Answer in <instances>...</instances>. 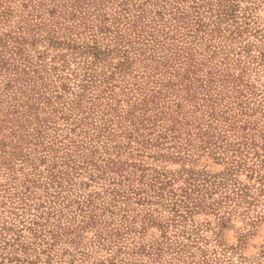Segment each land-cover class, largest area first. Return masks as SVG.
I'll return each instance as SVG.
<instances>
[{
  "label": "rangeland",
  "instance_id": "374dc122",
  "mask_svg": "<svg viewBox=\"0 0 264 264\" xmlns=\"http://www.w3.org/2000/svg\"><path fill=\"white\" fill-rule=\"evenodd\" d=\"M196 1L0 0V264H264V194L172 205L264 146V0Z\"/></svg>",
  "mask_w": 264,
  "mask_h": 264
},
{
  "label": "trees",
  "instance_id": "16d2710c",
  "mask_svg": "<svg viewBox=\"0 0 264 264\" xmlns=\"http://www.w3.org/2000/svg\"><path fill=\"white\" fill-rule=\"evenodd\" d=\"M164 1V0H162ZM166 1V0H165ZM183 1V0H182ZM126 2V1H125ZM124 2V3H125ZM178 2V1H177ZM177 2L174 4L172 2H169V5H172V13H188L185 10L181 9V7H179V5L177 4ZM205 0H200V1H196L193 10L190 13H202L199 8L201 6H203L205 4ZM133 6V5H132ZM134 10H137L136 13H146V9L143 8L142 4H136L134 5ZM164 4L161 5V8H164ZM212 8L211 11H213L214 13H222V15L219 17V19H221L222 17H227L228 13H234V6L233 3L230 0H219L215 6V8ZM123 13H126L128 10V6L126 5L124 8H122ZM159 12V11H158ZM179 16H183V15H179ZM193 20L195 22L196 25L198 26H202L201 20L198 18V15L195 14V16L193 17ZM219 33H221L220 30H218ZM222 35V34H221ZM15 49H17V51H15L16 53L18 51H22V42H18L15 41ZM58 43H60L61 41H57ZM87 50H89L90 52L94 53L95 57H98V53L94 52V49L96 48L95 45H87ZM127 56H125L123 58L122 61L118 62L116 66L119 67V69H122L123 65H124V60H126ZM192 60H190V58L187 61V66L185 68L186 72H190V69H192L190 67L189 64H191ZM10 64L7 63L6 61H3L2 59H0V68L4 67L5 69L10 68ZM186 85H188V82L185 81V83L183 84V87H185ZM239 92H241V90H239ZM14 99L16 98V96L13 97ZM144 104L147 102V100H143ZM179 103H177L176 105H178ZM17 105V104H16ZM27 110L30 111V108L32 107V105L27 104ZM134 106V105H133ZM136 107V105L134 106ZM144 110H147L144 109ZM13 113L16 111V108L13 107L11 110ZM142 114H145V111L142 112ZM213 114L212 112H209V115ZM128 116H130V120L132 121V124H134V128L138 127L137 122L135 121L138 114H135L133 112H130L128 114ZM142 120H146V121H150L149 115H145V117H142ZM175 120V121H174ZM145 123V122H142ZM178 123L176 121L175 117H172V124H170L169 127H166V129L170 130V131H176L177 127H178ZM199 125H194V127H198ZM18 127L20 130L24 131V127L23 124H18ZM15 133V132H14ZM187 133V132H186ZM198 133V132H197ZM189 134V133H188ZM199 136H205L208 137L209 135V130H200L199 131ZM166 132H161L159 133V137H166ZM176 134L173 133L172 137L176 138ZM147 143L150 141L149 136L146 138ZM189 144V143H187ZM245 144V148L243 146H236L234 147L233 145V151H234V156L233 158H230L229 160L226 161L227 167L225 168V170L222 173V176L217 179V180H213L210 181L208 179H204L201 180V178H199L197 176V174L193 171H189L187 170V175L185 177H183L184 180V185L180 187V191L182 195V198H177L174 199V201H172V205L173 207H176L177 205L184 204V203H191V205H189V203L187 205H183V206H187L186 210H194L196 207H200L201 205V198L211 195L212 192H214L215 190H217L219 188V190L223 189L221 191V193H223V195H221L222 199L225 200H233L235 201V203L237 205H241V204H252V202L254 201L255 196L253 194H256L257 196H259L260 194H264V146L263 145H255L256 143H250V147L255 148L252 150V155H249V146H247V143ZM247 148V149H246ZM114 169H119L118 166L114 167ZM186 170V169H185ZM239 172H245V179H240L238 177V173ZM52 175V173H51ZM170 181L166 180L164 182H162L158 187L159 189L162 188V185H166L167 183H169ZM170 192L172 194H174L173 191L170 190ZM180 195V194H179ZM201 196V197H200ZM18 200L23 202V205L26 204V201H24V196L23 195H17ZM28 198V197H26ZM221 199V200H222ZM220 201H216V203H219ZM247 206V205H246ZM189 210V212H191ZM14 213L15 217H18L19 215L17 214V212H12ZM1 230L3 231H12L13 232V236L12 241L13 243H18L21 247H23V249H26V245L23 244V242L20 241V236L21 234L20 229H15V227L13 226V224L11 225H3L1 226ZM34 234L36 235V231H34ZM2 236V235H1ZM4 238V237H3ZM1 241V240H0ZM3 242L5 244H9V240H3Z\"/></svg>",
  "mask_w": 264,
  "mask_h": 264
}]
</instances>
